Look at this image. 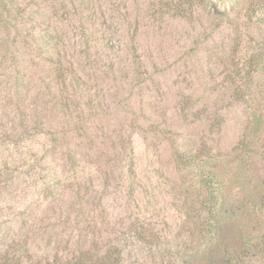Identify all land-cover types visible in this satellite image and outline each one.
Returning a JSON list of instances; mask_svg holds the SVG:
<instances>
[{"label":"rangeland","instance_id":"1","mask_svg":"<svg viewBox=\"0 0 264 264\" xmlns=\"http://www.w3.org/2000/svg\"><path fill=\"white\" fill-rule=\"evenodd\" d=\"M106 257L264 264V0H0V262Z\"/></svg>","mask_w":264,"mask_h":264},{"label":"trees","instance_id":"2","mask_svg":"<svg viewBox=\"0 0 264 264\" xmlns=\"http://www.w3.org/2000/svg\"><path fill=\"white\" fill-rule=\"evenodd\" d=\"M204 162H207V161H204ZM203 184H204V187H205V190L207 193L206 197L204 198L203 204L206 205V207L208 208L209 214H213L214 217L215 216L217 217V214H218L217 208L219 207V204H222V203H220L221 197H222V194L220 193L221 192V187H220L221 182L218 179L215 172L210 171L206 174L205 177H203ZM216 217H215V219H216ZM249 243H250L251 248H256V244L254 245V243H252L251 239L249 240ZM107 261L109 262L108 257L103 258L102 264H107L106 263ZM242 261H243V259H242ZM0 264H20V263H16L14 261L8 260V261H2V262H0ZM72 264H84V263H81V261L79 259H76L74 261V263H72ZM110 264H112V263H110Z\"/></svg>","mask_w":264,"mask_h":264}]
</instances>
